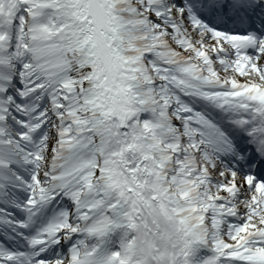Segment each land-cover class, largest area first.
I'll use <instances>...</instances> for the list:
<instances>
[{"label": "snow or ice", "instance_id": "1", "mask_svg": "<svg viewBox=\"0 0 264 264\" xmlns=\"http://www.w3.org/2000/svg\"><path fill=\"white\" fill-rule=\"evenodd\" d=\"M0 264H264V0H0Z\"/></svg>", "mask_w": 264, "mask_h": 264}]
</instances>
